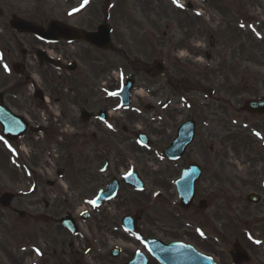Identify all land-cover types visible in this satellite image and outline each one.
Masks as SVG:
<instances>
[{
  "label": "rangeland",
  "instance_id": "374dc122",
  "mask_svg": "<svg viewBox=\"0 0 264 264\" xmlns=\"http://www.w3.org/2000/svg\"><path fill=\"white\" fill-rule=\"evenodd\" d=\"M139 1L142 0H0V11L3 13L0 18V88L6 83L13 85L22 81L12 70L17 56L10 54L5 57L2 54V50L12 49V40L16 38V32L9 26L13 15L42 26L48 25L52 20L61 19L85 27L90 22L95 25L106 22L112 29L114 48L107 57L106 70L100 71L97 66L91 68L87 65L89 71L82 66L80 72L74 75L86 76L74 87L82 81L91 88L104 85L111 96L108 103L111 131L108 132L103 126L98 133L95 130L99 143L86 154L91 160H88L90 168L83 161L80 166L75 167L74 175L70 176V171H64L65 168H73L65 164V156L71 157V153L65 146L63 135L72 134V129L79 123L75 119L73 125L66 128L65 117H60L53 111L48 119V124L55 131L52 141L34 134L40 140L35 139L33 143H29V148L23 150L7 146L0 138V199L7 193L15 196L10 207L3 208L0 205V264H36L43 255V250L52 256L56 251V258L63 253L77 264H125L136 253L146 254L144 241L149 237L170 243L174 238L170 235L171 226L182 225L183 220L179 210L173 207L178 206L179 201L174 194L175 189L171 190L170 183L181 175L186 160L170 166V163L160 162L155 157L159 158L158 150L170 143V133L173 131L170 126V65H177L172 62L174 60L181 61L180 65H183L187 58V49L203 50L211 57L212 62L202 58L207 63L220 67L222 71L233 70L238 73V82L243 79L250 83L248 87L236 89L238 101L264 96V0H177L176 3L170 0V5L166 0L158 1L154 7L150 0L144 1L143 7ZM188 2L193 3L195 10H185L184 5ZM179 7L183 9L180 10ZM194 11L200 16L198 20ZM225 18L229 22L238 18V24L244 27L243 32L239 30L241 43L235 41L234 32L225 24ZM196 21L201 23V29ZM194 34H200L201 38L193 36ZM189 36L191 37L188 38ZM229 53L230 56L223 59V55ZM158 62L164 65V74L154 76L153 68ZM198 63L205 65L203 62ZM28 70L29 75H35L34 68ZM102 74L99 80L98 77ZM131 75L135 77L132 105L128 109H122L114 98ZM32 81L39 84L38 80ZM53 88L56 92L57 87L54 85ZM83 88H80L81 92ZM188 93L187 98L202 97L192 91ZM64 94L67 95L66 92ZM28 99L31 108L29 117L45 115L46 118L50 109L47 104L44 103L47 110L45 113L37 110L31 97L28 96ZM18 101V104L24 105L23 98ZM62 101L65 104V115L73 117L75 113H72L68 98ZM82 101L89 106L88 110L96 111L98 107H102L93 102ZM79 103L80 101L76 106ZM147 105L154 110L146 111ZM52 109H55L54 104ZM184 118L185 116L178 117V123ZM31 119L33 120L32 117ZM34 121L39 124L35 119ZM45 121L47 122L46 119ZM123 127L128 129V133L120 137ZM138 130L144 131L150 137L154 145L152 149H139L133 138ZM114 131L120 136L112 133ZM250 139L251 141L247 140L243 144L251 146L256 143L255 138ZM101 143L108 146V157L111 160L118 149L128 158L127 165L131 168L136 167V164L138 166L139 160L141 169L146 167L149 171L141 170L142 174L145 171L147 175V190L159 189L162 198L151 200L150 197L147 200L143 196V200L123 199L120 201H125V210L120 209L123 203L119 201L120 206L119 202L114 206L118 212L112 206L104 207L98 209L101 214L97 212L90 222L81 221L78 215L83 212L90 213L89 205L79 199L77 201V192L68 188L69 185L64 182L54 188L47 183L58 181L56 172L60 171L67 175L66 181L77 186L78 191L83 187L81 183L73 182L78 181L77 177L92 179L95 194L97 187L105 184L104 176L99 175L105 162L95 151L103 155L104 147ZM198 144L199 142L196 146ZM121 146H125V149H120ZM76 161L77 158L75 163ZM88 171H91V176L87 175ZM170 191L175 197L170 196ZM137 203L147 205L148 211L137 215L140 223L137 224V232L134 234L122 227L120 229V224ZM15 210L25 212V217L19 218L14 213ZM65 213H75L80 220L81 238L66 237L62 232L63 228L54 222ZM112 229L119 230L124 237L116 238ZM71 243H74L73 249L69 245ZM113 250H118L120 256L112 258L110 253ZM148 261L149 264H158L151 257Z\"/></svg>",
  "mask_w": 264,
  "mask_h": 264
},
{
  "label": "flooded vegetation",
  "instance_id": "af4514ba",
  "mask_svg": "<svg viewBox=\"0 0 264 264\" xmlns=\"http://www.w3.org/2000/svg\"><path fill=\"white\" fill-rule=\"evenodd\" d=\"M144 1L148 0L139 1L140 6L143 7ZM150 1L152 7H154L158 1L163 2L166 0ZM167 2L170 5V0H167ZM188 8L190 9L188 12L195 10L192 5H188ZM194 14L196 20H198L197 12L194 11ZM2 17L3 13L1 11L0 18ZM58 21L63 26H72L87 32H95L97 27L102 24L100 22L95 25L94 22H90L85 27L72 24L67 19ZM196 23L201 29V23L198 21ZM225 24L234 32L235 41L241 43L240 31L243 32L244 27H241L240 23L238 24V18H233L230 22L225 18ZM48 25L43 27L47 28ZM14 36L16 38L12 40V49L2 50V54L5 57H9L10 54L17 56L16 63L12 66L13 68L16 66L17 71L22 73L21 76L15 74L22 81L13 85L4 84L0 88V97L9 111L22 118L20 124H13L17 134L20 129L28 128V130H24L23 136L15 137V140L2 137L3 141L13 148L23 150L29 148V143H33L35 139L40 140V138L33 136L34 134L41 136L44 140L49 138L48 141H52L55 131L48 124V119L51 118L53 111L58 116L65 117L66 128H70L75 119L79 123L76 128L72 129V134L69 136L67 133L63 135L65 146L71 153V157L65 156V164L73 168V170L65 168L64 171H70V176L71 174L74 175L75 167L80 166L83 161L86 162V167L90 168L88 160L90 162L91 160L88 156L86 157V154L95 144L99 143L98 136L94 133L95 130L98 133L101 126H103L108 132L111 131L109 127L111 119L108 118L110 111V104L108 103L111 96L109 89L104 85L91 88L87 87L85 81H82L77 87H74L79 80L86 78L85 75H80V77L74 75L80 72L82 66L88 69L87 65L91 68L97 66L100 71L106 70L107 57L111 51L85 42L60 39L57 30L51 36V39L56 40H41L30 34L16 33ZM193 36L201 38L200 34H194ZM185 54L187 58L184 59L185 63L183 65H180L181 61L178 60L172 61L177 65H170V93L172 95L170 98V126L173 131L170 133V143L163 149L158 150L159 158H155L160 162L170 163V166L178 164L183 159L186 160L181 175L173 180V183H170L171 190L175 189L174 194L178 201L179 194L176 184L183 178L185 171L191 168L196 169V171L199 170L200 179L194 188L193 200L187 208L182 209L180 202L178 206L173 205L177 211L179 210L183 220L182 225L171 226L170 235L174 238L170 240V244L179 243L188 246L194 249L197 254L210 258L214 264H264V114H249L244 109L247 101H238L239 95H237L236 89L250 86V83L246 80L241 79L238 82V73L228 69L222 71L220 67L210 65L211 63H207L202 59L205 57L206 60L212 62L211 57H208L209 55H206L203 50L187 49ZM230 54L223 55V59L228 58ZM38 56L41 57L40 60ZM48 58L54 61L55 66L49 64ZM198 62H203L205 65H200ZM31 67L35 69V75H29L28 69H32ZM102 76L103 74L98 79L101 80ZM32 79L38 80L39 84H34ZM54 85L57 87L56 92L53 88ZM61 85H64V87L62 88ZM80 88H83L82 92ZM189 91L202 97L197 99L187 98ZM28 96L32 98L33 105H36L38 111L46 113L44 103L48 104L47 106L50 109L46 114V118L45 115L44 117L37 115V118L31 116L33 120L29 117L31 108L29 107ZM20 98L24 99V105L18 104ZM64 98H68L70 102L72 113H75L73 117L65 115V104L62 101ZM82 99L102 107H98L96 111L88 110L89 106ZM114 99L120 103L118 96ZM78 101H80L79 106H76ZM52 104L55 105V109H52ZM145 110L151 112L154 109L147 105ZM77 115H79L78 118ZM183 116L185 118L178 123V117L182 118ZM70 118H72V121ZM34 119L39 124H35ZM187 122L194 124L193 142L188 146L184 156L179 161L168 160L163 152L175 140L179 128ZM138 131L143 132L146 138L150 139L144 131ZM136 132L133 135L135 140ZM112 133L116 135V131ZM121 133L122 136H116L123 137L127 135L128 129L123 127ZM251 137L256 140L254 145L243 144L247 140L251 141ZM117 141L120 143L118 139ZM197 141L199 144L196 146ZM101 146L104 147L103 155L97 150L95 151L105 162L99 171V175L104 176L105 184L103 187H97L95 194L94 188H92L94 184L92 179L77 177L78 181L73 182L81 183L83 187L81 191H78L77 186H73L71 181H66L65 177L67 175L60 171L56 172L58 181L47 183L54 188L57 184L64 182L69 185L68 188L77 192V201L79 199L89 205L90 213L83 212L78 215L81 221L90 222L97 212L100 213L93 207V202L101 193L107 192L110 188H112V192L115 191V194L102 207L104 209V207L112 206L116 212L118 210L114 206L123 199L143 200V196L147 200L150 197L151 200L162 198V194L158 192L159 189L147 190V175L145 171L142 174L141 170L149 171L146 167L141 169L139 160L138 166L136 164V167L131 168L127 165L128 158L119 149L114 153V159L111 160L108 157L110 155L108 146L104 143H101ZM153 147L154 145L150 139L148 146L139 147V149L145 151ZM194 147L195 149H193ZM119 148L125 149V146ZM75 158H77L76 163ZM127 169L129 170L127 171ZM91 174V171H88L87 175L91 176ZM77 175L79 176L78 173ZM174 194L170 191V196L175 197ZM120 202L123 203V207H120V209L125 210V201ZM120 202L118 203L119 206ZM147 211V205L137 203L132 211L123 217L120 229L122 227L127 232L135 234L137 232L136 226L140 223L137 215ZM72 216L78 226L79 233L72 235L60 226L63 228L62 232L68 238H81L80 220L75 213H72ZM54 222L60 225L56 220ZM126 223H129L131 227L127 228ZM113 231L112 234L116 238L119 236L124 237L119 230ZM153 238L156 237H149L145 239L144 243ZM99 244L102 245V243ZM69 245L72 249L74 248V243ZM235 246H239L243 251L241 259L236 260L233 256ZM55 253L56 251L52 256L48 251L43 250V255L36 264H67V262L77 264L63 253L56 258ZM136 255L137 253L129 261H134ZM145 255L149 260L151 256L147 251Z\"/></svg>",
  "mask_w": 264,
  "mask_h": 264
},
{
  "label": "water",
  "instance_id": "95a60500",
  "mask_svg": "<svg viewBox=\"0 0 264 264\" xmlns=\"http://www.w3.org/2000/svg\"><path fill=\"white\" fill-rule=\"evenodd\" d=\"M10 27L20 33L28 32L38 36H43L46 34L44 29L29 24L19 19L16 16H14L10 21ZM58 27L61 26L56 22L50 25V28L53 30L55 28L57 29ZM61 30L64 35L67 34L69 37L84 39L92 44H97L102 42L104 43V47L107 49L111 47L110 36H109L110 30L106 26L99 27L98 34L85 33L69 27L62 28ZM155 71L158 74H161L163 71L162 66L158 64L155 68ZM133 83H134V79L133 77H131L130 79L127 80L126 86L123 88V91L119 95L122 98L123 104L125 106L129 105L130 94L133 88ZM1 107L3 108V105L0 100V122L1 123L7 122L9 124L14 122V119L12 118L10 112H8L4 108L2 109ZM246 108L250 113L262 114L264 113V99L248 102ZM21 133H24V130L20 131L19 135ZM193 135H194L193 124H188L187 126L182 127L178 132L177 138L173 141L171 146L165 151V155L172 160L180 159L184 155L187 147L191 144L193 140ZM137 138L142 144H148L144 136L138 134ZM198 179H199V174H197L196 169L191 168L184 173V177L182 178V180H180L177 183L180 198L182 200V205L184 207L190 205L193 198V191L195 188V184ZM108 191L106 193L101 194L100 199L97 201L99 204L105 200H110L113 197L114 193L111 192L112 190L110 192ZM12 198L13 197L10 195L4 196L1 199L2 206H7L12 200ZM21 216H23V214H21ZM60 222L62 223V225L68 227L69 229H71L73 232L76 233V227L70 216L68 215L65 216ZM127 226L129 228L131 227L129 223L127 224ZM147 247L149 249V252L152 254V256L155 257L161 264H212V262L208 258L200 256L182 245H167L159 240H150L147 241ZM116 255H117L116 253H113V256ZM233 255L237 259H241L243 256L240 250L239 253H235ZM129 264H147V261L144 258V256L139 255L137 256L135 261Z\"/></svg>",
  "mask_w": 264,
  "mask_h": 264
},
{
  "label": "snow or ice",
  "instance_id": "6c2138e0",
  "mask_svg": "<svg viewBox=\"0 0 264 264\" xmlns=\"http://www.w3.org/2000/svg\"><path fill=\"white\" fill-rule=\"evenodd\" d=\"M85 2H87V0H85ZM173 2H174V3H176V2H177V0H173Z\"/></svg>",
  "mask_w": 264,
  "mask_h": 264
}]
</instances>
